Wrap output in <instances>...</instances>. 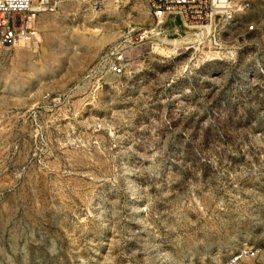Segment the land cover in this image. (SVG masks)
Wrapping results in <instances>:
<instances>
[{
    "label": "rangeland",
    "instance_id": "rangeland-1",
    "mask_svg": "<svg viewBox=\"0 0 264 264\" xmlns=\"http://www.w3.org/2000/svg\"><path fill=\"white\" fill-rule=\"evenodd\" d=\"M231 6L62 0L0 48V264H264V0Z\"/></svg>",
    "mask_w": 264,
    "mask_h": 264
},
{
    "label": "built area",
    "instance_id": "built-area-1",
    "mask_svg": "<svg viewBox=\"0 0 264 264\" xmlns=\"http://www.w3.org/2000/svg\"><path fill=\"white\" fill-rule=\"evenodd\" d=\"M93 7L101 9L106 2L113 1L122 4L127 0H89ZM153 19L161 22L171 16H180L186 22L207 24L214 18L225 22L233 18L234 0H144ZM62 0H0V48L15 49L21 46L33 47L39 43V35L35 27L36 13L33 7H38L40 13L55 12ZM254 31V26L248 28ZM108 67L111 73L124 74L126 71V56L122 51H112ZM256 257L252 250H244L234 256L227 264H237L243 258Z\"/></svg>",
    "mask_w": 264,
    "mask_h": 264
},
{
    "label": "bare ground",
    "instance_id": "bare-ground-1",
    "mask_svg": "<svg viewBox=\"0 0 264 264\" xmlns=\"http://www.w3.org/2000/svg\"><path fill=\"white\" fill-rule=\"evenodd\" d=\"M41 11H40V9L38 8V7H33V13H36V15L37 14H39Z\"/></svg>",
    "mask_w": 264,
    "mask_h": 264
}]
</instances>
